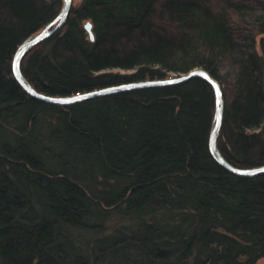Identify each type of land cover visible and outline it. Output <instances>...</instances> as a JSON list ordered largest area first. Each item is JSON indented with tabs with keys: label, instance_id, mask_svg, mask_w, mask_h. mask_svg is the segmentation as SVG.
Wrapping results in <instances>:
<instances>
[{
	"label": "trees",
	"instance_id": "1",
	"mask_svg": "<svg viewBox=\"0 0 264 264\" xmlns=\"http://www.w3.org/2000/svg\"><path fill=\"white\" fill-rule=\"evenodd\" d=\"M62 0H0V264H255L264 173L211 156L200 78L56 105L12 75L16 47ZM90 21L93 40L84 24ZM206 70L225 107L232 165H264V0H82L22 74L70 96Z\"/></svg>",
	"mask_w": 264,
	"mask_h": 264
},
{
	"label": "water",
	"instance_id": "2",
	"mask_svg": "<svg viewBox=\"0 0 264 264\" xmlns=\"http://www.w3.org/2000/svg\"><path fill=\"white\" fill-rule=\"evenodd\" d=\"M71 6L72 0H62V7L57 16L46 25H44L40 30L25 38L16 47L12 56L11 70L13 77L24 92L42 102L64 106L75 103L77 101L89 100L114 93L132 91L142 88L170 86L186 82L191 78H200L211 86L214 95V112L208 138V149L213 159L226 170L237 175L253 176L256 174L264 173V165L252 168H240L230 164L220 152L217 144V139L223 121L225 107L224 97L220 83L202 68H194L187 71L186 73L173 74L165 78L145 79L114 84L70 96H50L32 87L22 74L21 62L32 48L47 39L50 35H52L55 31H57L65 24ZM84 28L88 32L90 40H93L94 36L91 30V22L87 21L84 24Z\"/></svg>",
	"mask_w": 264,
	"mask_h": 264
},
{
	"label": "rangeland",
	"instance_id": "3",
	"mask_svg": "<svg viewBox=\"0 0 264 264\" xmlns=\"http://www.w3.org/2000/svg\"><path fill=\"white\" fill-rule=\"evenodd\" d=\"M82 0H72V5H78ZM255 264H264V257L258 259Z\"/></svg>",
	"mask_w": 264,
	"mask_h": 264
}]
</instances>
